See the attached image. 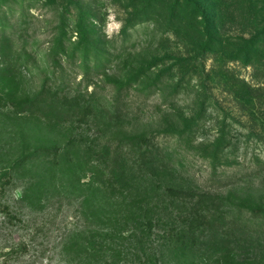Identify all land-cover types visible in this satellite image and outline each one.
I'll return each instance as SVG.
<instances>
[{
	"label": "rangeland",
	"instance_id": "1",
	"mask_svg": "<svg viewBox=\"0 0 264 264\" xmlns=\"http://www.w3.org/2000/svg\"><path fill=\"white\" fill-rule=\"evenodd\" d=\"M0 39L12 52L0 76V264L264 257V212L251 211L264 208V0H0ZM63 81L60 99L97 91L113 115L19 111ZM144 133L149 153L174 149L175 169L129 189L121 171L139 148L111 157ZM168 186L203 199L191 219ZM242 226L258 229L250 250Z\"/></svg>",
	"mask_w": 264,
	"mask_h": 264
},
{
	"label": "trees",
	"instance_id": "2",
	"mask_svg": "<svg viewBox=\"0 0 264 264\" xmlns=\"http://www.w3.org/2000/svg\"><path fill=\"white\" fill-rule=\"evenodd\" d=\"M6 39L7 38L4 36L3 41H6ZM3 41L0 42V76L6 74L12 69V64L10 62L12 52L10 50V46L6 45V43L3 44ZM67 83V81L60 82L59 89L47 88L44 95L40 97H34L31 101L21 103V108H18L19 111L26 112L28 114H35L48 120H57L59 122L70 123L74 121L86 123L90 122V119L91 121L98 120V116L102 113L99 108L108 111L109 114L111 113V109L105 106L104 100L100 102V98L98 99L99 95L97 94V91L90 93L88 92L89 90L86 89L84 94H79V96L84 99L81 104L70 102L78 100V96H75L76 98H68L65 95L62 97V99H60L58 92H63ZM113 105H115V103H113ZM15 106L18 107V104H15ZM111 115L113 114H110V116ZM150 139L151 138H148L145 133L128 136L123 139L126 141V143H123L121 146L123 149L122 152L111 157L112 160L119 159L128 161L130 160L128 159L130 157V153H134L136 151V147L139 148L136 151L138 152L137 154H132L133 159L131 160L129 169L123 168L124 170L121 171V178L124 181H127L126 183L129 189L140 188L142 177H154L157 176L161 171L171 172L173 169H175L176 163L172 159L174 149L169 146H165L158 149L156 154L149 153V151H151V148L148 146ZM105 148L106 147H104V149ZM124 149L127 151L125 152ZM59 150L60 149L57 148L46 147L43 148L42 152L45 154L49 151L53 155H59ZM105 150L108 151L109 148H106ZM128 172L132 173L131 178L125 177V173ZM164 194L168 198L177 200L180 211L186 210L185 214L181 213V215L186 220L191 219L193 217V213L197 208H200V204L203 203V199L200 197L199 199H196L198 195H196V192L193 190H184L168 186L165 188ZM183 207H185V209H181ZM8 209L9 207L7 205L0 203V211H8ZM208 211L210 212H205L203 215L207 216L209 222L213 224L212 218L214 214L211 212V208H209ZM251 211L252 214H261L264 212V208L256 207ZM231 227L232 226H229V228ZM257 230L258 229L254 230L253 228L242 226V248L250 250L254 247L253 234L256 233ZM243 263L264 264V257H251ZM154 264L159 263L155 262Z\"/></svg>",
	"mask_w": 264,
	"mask_h": 264
}]
</instances>
